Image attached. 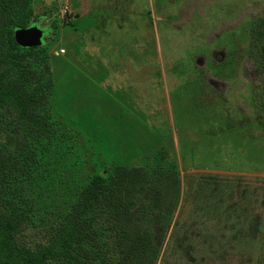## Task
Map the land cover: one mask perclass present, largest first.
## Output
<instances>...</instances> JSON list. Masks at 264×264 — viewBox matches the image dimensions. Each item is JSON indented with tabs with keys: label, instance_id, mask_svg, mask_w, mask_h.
I'll use <instances>...</instances> for the list:
<instances>
[{
	"label": "rangeland",
	"instance_id": "1",
	"mask_svg": "<svg viewBox=\"0 0 264 264\" xmlns=\"http://www.w3.org/2000/svg\"><path fill=\"white\" fill-rule=\"evenodd\" d=\"M10 18L44 28L26 58L51 83L38 128L0 115V214L32 248L102 173L133 218L99 212L85 264H264V0H21Z\"/></svg>",
	"mask_w": 264,
	"mask_h": 264
},
{
	"label": "trees",
	"instance_id": "2",
	"mask_svg": "<svg viewBox=\"0 0 264 264\" xmlns=\"http://www.w3.org/2000/svg\"><path fill=\"white\" fill-rule=\"evenodd\" d=\"M19 1L21 0H0V13L5 16L6 20H12L10 18L11 12ZM13 20H20V18ZM30 24H32L30 18H27L23 24H10L8 28L0 30V70L2 69V73H0V115L4 111L6 114H10L13 110L16 118L34 123L28 124V128L33 130L34 126L38 128L41 123V118H36L35 116L38 115L35 113L42 111L45 99L48 98L47 90H49L51 83L45 79L47 70H41L39 66L30 63L26 58V54H30L37 47L24 48L15 41L14 30L18 27H28ZM7 64L10 65L4 66ZM22 123L24 122L22 121ZM0 129H2L1 124ZM48 131L53 135L52 126L48 128ZM32 133L36 142L41 143L44 136L37 132ZM54 137L56 140L61 138L58 134L57 136L54 134ZM4 143V146H11L12 139L9 137ZM16 148L22 151L25 146L20 144ZM1 150L2 147H0V152ZM33 162V159L31 162H25L23 165L29 166H24L22 171L27 172L35 169L31 168ZM120 173L119 183L123 184L127 177H125L124 172ZM142 174L138 170L136 179H134L136 176L133 175V172L129 177L132 181L136 180L137 184L148 181L144 179ZM123 177L125 178L122 180ZM0 178H4L1 172ZM106 178L102 173L93 177L88 189L89 193L83 195L84 198L81 202L69 213L70 219H65V222L61 224L56 223L57 226H54L51 232L49 231L48 241H50V245L52 244L51 246L34 243L32 248L21 236V217L16 215V218L10 219L0 214V264H50L49 260L51 259L64 264H85L82 261V256H87L82 247L94 243L96 236L94 223L100 218L99 212L105 213L106 217L103 220L106 221H109L107 217H121L124 218V221L133 218V215L127 214L128 208L124 206L122 201L123 195L117 191L118 186H114L113 178ZM168 186L172 187V184L161 175L158 179L149 178L148 188L151 189V197L154 203L161 199L159 198L161 191L167 189ZM125 190L127 191V189ZM156 205L158 206V202ZM144 218L147 221L151 219L156 223L157 235L160 238L163 233L165 215L157 211L151 216L149 214L144 215L142 219ZM143 242L145 246L152 245L151 238L148 236ZM94 246L96 248L95 243Z\"/></svg>",
	"mask_w": 264,
	"mask_h": 264
},
{
	"label": "water",
	"instance_id": "3",
	"mask_svg": "<svg viewBox=\"0 0 264 264\" xmlns=\"http://www.w3.org/2000/svg\"><path fill=\"white\" fill-rule=\"evenodd\" d=\"M44 28L37 23L28 27H18L14 30L16 43L21 47H38L43 44Z\"/></svg>",
	"mask_w": 264,
	"mask_h": 264
}]
</instances>
